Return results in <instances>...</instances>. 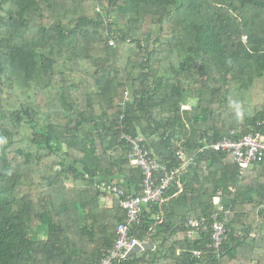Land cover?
<instances>
[{
	"label": "trees",
	"instance_id": "1",
	"mask_svg": "<svg viewBox=\"0 0 264 264\" xmlns=\"http://www.w3.org/2000/svg\"><path fill=\"white\" fill-rule=\"evenodd\" d=\"M121 115L169 170L178 150L194 158L142 207L132 235L155 249L113 264H218V205L221 262L264 264V159L241 173L207 147L264 134V0H0V264H97L112 249L126 212L99 188L140 196L144 179ZM201 217L208 231L190 235Z\"/></svg>",
	"mask_w": 264,
	"mask_h": 264
},
{
	"label": "built area",
	"instance_id": "2",
	"mask_svg": "<svg viewBox=\"0 0 264 264\" xmlns=\"http://www.w3.org/2000/svg\"><path fill=\"white\" fill-rule=\"evenodd\" d=\"M128 99L129 94L125 92L124 101ZM118 129L121 131L120 141L130 146L128 157L131 165L142 171L144 177L142 193L140 196L126 193L112 184L102 185L99 188L103 196L108 195L119 200L120 206L126 212V220L116 228L117 237L112 249L97 264H113L116 261L125 259L136 245L141 244L132 235V231L135 226L140 224L142 207L148 204L164 203L166 192L173 183L179 182L184 168L191 164L194 158V155H186L182 150H178L176 156L181 165L169 170L165 164H162L153 156L142 138L132 136L126 132L124 115L119 117ZM232 134H235V132L232 131ZM207 147L217 152L232 154L234 161L240 167V172L243 173L249 166L264 159V134L252 131L238 140L224 137ZM223 210L224 208L221 205L216 207L215 214L212 216V243L206 247L207 250H212L218 264H224L221 262L220 248L226 237L225 224L229 222V211ZM185 227L189 229L190 235L207 232L209 228L205 217L199 219L187 218ZM201 253V251H194L193 255L199 257Z\"/></svg>",
	"mask_w": 264,
	"mask_h": 264
},
{
	"label": "water",
	"instance_id": "3",
	"mask_svg": "<svg viewBox=\"0 0 264 264\" xmlns=\"http://www.w3.org/2000/svg\"><path fill=\"white\" fill-rule=\"evenodd\" d=\"M154 249V246L152 244V242L148 241L146 243H143L141 246L139 245H136L134 247V249L128 254L127 258H130L142 251H149V250H153Z\"/></svg>",
	"mask_w": 264,
	"mask_h": 264
},
{
	"label": "rangeland",
	"instance_id": "4",
	"mask_svg": "<svg viewBox=\"0 0 264 264\" xmlns=\"http://www.w3.org/2000/svg\"><path fill=\"white\" fill-rule=\"evenodd\" d=\"M69 183V182H68ZM68 188H72V186L70 184L67 185ZM101 202L105 204V202H107V200H102L101 199Z\"/></svg>",
	"mask_w": 264,
	"mask_h": 264
},
{
	"label": "crops",
	"instance_id": "5",
	"mask_svg": "<svg viewBox=\"0 0 264 264\" xmlns=\"http://www.w3.org/2000/svg\"><path fill=\"white\" fill-rule=\"evenodd\" d=\"M153 246H154V245H153ZM154 249H155V246H154ZM154 249H153V250H154ZM153 250H149V251H153ZM142 252H143V251H142ZM140 253H141V252H140ZM138 254H139V253H138Z\"/></svg>",
	"mask_w": 264,
	"mask_h": 264
}]
</instances>
